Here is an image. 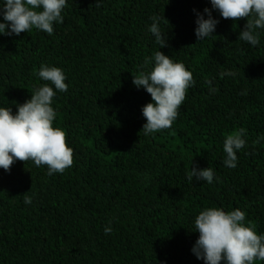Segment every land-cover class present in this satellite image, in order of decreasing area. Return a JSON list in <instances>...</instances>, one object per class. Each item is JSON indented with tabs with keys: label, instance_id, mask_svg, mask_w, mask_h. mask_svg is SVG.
Here are the masks:
<instances>
[{
	"label": "trees",
	"instance_id": "1",
	"mask_svg": "<svg viewBox=\"0 0 264 264\" xmlns=\"http://www.w3.org/2000/svg\"><path fill=\"white\" fill-rule=\"evenodd\" d=\"M205 8L210 0H67L52 35L0 34V107L15 114L31 92L54 88L42 65L62 69L68 90H56L53 126L74 153L62 174L32 161L0 169V264H205L192 249L207 208H238L264 235V29L253 47L238 41L246 19L213 9L215 33L197 43ZM153 16L168 40L161 49ZM159 50L195 85L171 128L145 135L142 108L153 101L133 74L150 71L145 60ZM239 129L246 143L229 168L223 144ZM192 167H211L213 182L189 181Z\"/></svg>",
	"mask_w": 264,
	"mask_h": 264
},
{
	"label": "clouds",
	"instance_id": "2",
	"mask_svg": "<svg viewBox=\"0 0 264 264\" xmlns=\"http://www.w3.org/2000/svg\"><path fill=\"white\" fill-rule=\"evenodd\" d=\"M212 8H205L197 13L195 35L197 43L214 35L219 20L213 17L212 10L219 12L222 18L239 21L246 19L244 29L240 31L238 41H244L255 47L259 44L257 29H264V0H210ZM67 0H3L0 7V34L19 36L33 28L52 35L54 23H63L62 11ZM194 11H196L194 9ZM207 14V18H205ZM149 31L155 36L160 49L168 46L159 27V17ZM155 61L150 71H141L134 75L133 84L150 94L152 101L142 108L146 123L142 131L145 135L154 134L171 128L177 119L179 108L186 99L187 91L195 85L193 74L185 65L173 60L162 51H156L145 65ZM221 78L234 73H221ZM38 76L44 84L31 92V99L17 105L14 114L11 107H0V169L11 171L17 162H34L37 167L47 166L48 175L64 173L74 163L73 149L67 144L66 133L53 126L56 112L52 107L56 90L66 92L68 84L62 69L42 65ZM210 92L215 89L211 88ZM55 89V90H54ZM244 129H239L226 136L223 144L226 167L237 166V151L245 146ZM264 139V137H262ZM259 143V141H256ZM193 163V161H192ZM213 182L214 172L211 167L198 169L192 167L188 173L189 181ZM24 202L30 204L31 197L24 194ZM246 214L240 209L226 212L219 208H207L195 219V231L199 237L192 249L197 259L205 264H255L264 261V235L245 223ZM112 231L105 228V234Z\"/></svg>",
	"mask_w": 264,
	"mask_h": 264
}]
</instances>
